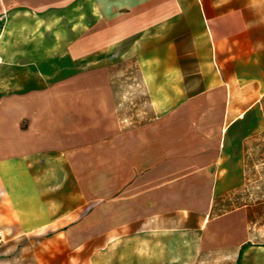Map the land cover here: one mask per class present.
I'll list each match as a JSON object with an SVG mask.
<instances>
[{
    "label": "crops",
    "instance_id": "0c3cea01",
    "mask_svg": "<svg viewBox=\"0 0 264 264\" xmlns=\"http://www.w3.org/2000/svg\"><path fill=\"white\" fill-rule=\"evenodd\" d=\"M0 58L9 240L264 264V0H0ZM117 62L143 95L128 104Z\"/></svg>",
    "mask_w": 264,
    "mask_h": 264
},
{
    "label": "rangeland",
    "instance_id": "374dc122",
    "mask_svg": "<svg viewBox=\"0 0 264 264\" xmlns=\"http://www.w3.org/2000/svg\"><path fill=\"white\" fill-rule=\"evenodd\" d=\"M110 69L113 75V90L117 97L121 98V101L128 104L129 100L122 98L130 96L135 91L138 96H143L139 92L141 88L136 84H131L130 80L125 78L126 70L133 69L132 62H117L111 65ZM122 108H125V105H122ZM263 186L264 183L260 188L264 193ZM251 200L252 202H262L264 194L262 195L258 189L253 188ZM255 214L258 219H264V209L256 210ZM135 229L129 227L128 231H135ZM13 233L19 234L18 228L12 227L7 233L0 229V264H121L120 259H112L103 254L104 243L80 242L71 245L52 241V233L41 231L27 232L9 240V236ZM98 234H103V228H99ZM85 236H87L86 233ZM95 251H101L98 257L94 253ZM232 258L223 250H214L201 255L192 264H233ZM125 263L139 264L135 259H128ZM176 264H183V262L177 259Z\"/></svg>",
    "mask_w": 264,
    "mask_h": 264
},
{
    "label": "built area",
    "instance_id": "2783aa9c",
    "mask_svg": "<svg viewBox=\"0 0 264 264\" xmlns=\"http://www.w3.org/2000/svg\"><path fill=\"white\" fill-rule=\"evenodd\" d=\"M0 61H1V58H0ZM0 241H1V238H0Z\"/></svg>",
    "mask_w": 264,
    "mask_h": 264
}]
</instances>
